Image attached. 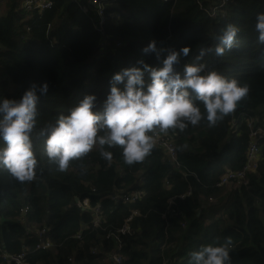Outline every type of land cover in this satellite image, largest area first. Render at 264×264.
Instances as JSON below:
<instances>
[{"label": "trees", "instance_id": "16d2710c", "mask_svg": "<svg viewBox=\"0 0 264 264\" xmlns=\"http://www.w3.org/2000/svg\"><path fill=\"white\" fill-rule=\"evenodd\" d=\"M6 1L7 9L0 15V96L20 98L33 83L47 82L48 91L38 103L33 134L38 161L34 179L21 182L0 166V264H13L2 252L22 251L28 264H98L89 253L91 241L110 251L113 242L101 234L117 228L130 209L139 215L131 221L133 233L123 238V264H163L173 257L174 264H188L192 251L226 238L232 240L231 264H264V146L246 186L227 191L222 202V187H216L225 170L244 164L245 119L264 118V44L257 43L255 29L264 0H227L213 17L205 9L218 0H118L120 20L105 22L103 33L95 26L90 6L82 10L86 0H50V7L31 11L22 8L23 0ZM229 23L240 26L237 43L223 56L209 52L200 62L205 71L216 70L247 84L249 92L239 102L241 107L215 126L202 119L182 132L154 129L173 137L174 161L154 146L143 161L132 165L124 162L120 147L108 148L113 153L109 162L101 157L99 145L71 160L65 171L49 161L40 129L54 124L86 94L95 93L96 110H102L111 76L138 60L161 66L154 53L141 51L150 40L166 50L189 46L188 56L175 65L182 71L201 48H215ZM145 81L150 82L147 73ZM233 118L236 128L230 126ZM3 144L0 141V147ZM114 189L142 193L126 204L108 198ZM187 190L188 195L178 197ZM75 196L100 202L104 229L93 228L87 212L68 207ZM169 197H175V215L168 212ZM26 204L30 209L20 222L19 208ZM43 225L52 247L40 250L27 232ZM81 228L78 240L75 234Z\"/></svg>", "mask_w": 264, "mask_h": 264}, {"label": "clouds", "instance_id": "9594fccd", "mask_svg": "<svg viewBox=\"0 0 264 264\" xmlns=\"http://www.w3.org/2000/svg\"><path fill=\"white\" fill-rule=\"evenodd\" d=\"M257 43L264 44V12L256 15ZM240 26L229 23L219 35L215 48H201L193 62L175 67L181 56H188L189 46L165 49L155 39L142 48L154 53L159 67L143 59L111 76L110 91L102 110H96L95 93L86 94L67 114H60L54 124L40 129L45 137V151L50 162L65 171L69 162L86 155L95 145L103 159L111 162L108 148L120 147L124 162H141L154 148L150 134L154 129L184 131L206 119L208 126L232 113L249 92L247 84L216 71H205L202 58L209 52L223 56L237 43ZM150 82L145 81V74ZM48 83L31 84L20 98L0 96V166L21 182L32 181L38 161L33 150L38 103L47 94ZM203 105L204 111H201ZM107 146V148H105ZM231 238L214 240L191 252L188 264H231Z\"/></svg>", "mask_w": 264, "mask_h": 264}, {"label": "built area", "instance_id": "2783aa9c", "mask_svg": "<svg viewBox=\"0 0 264 264\" xmlns=\"http://www.w3.org/2000/svg\"><path fill=\"white\" fill-rule=\"evenodd\" d=\"M118 0H86L82 10L84 12L88 11L86 8L90 6V10L95 13L96 24L95 26L98 30L103 33V25L107 21L118 22L120 20V13L115 8ZM163 2H168L170 0H160ZM172 1V0H171ZM227 0H218L216 3L208 6V9H205L209 17L216 15L224 5V2ZM22 8L27 11L32 9H44L51 6L50 0H23ZM246 126L248 129V146L245 152V161L241 168L236 170L227 169L225 170L219 179L216 182V187H224L227 185L231 186H246L248 184V174L255 173L258 168L261 148L264 146V118L256 119L254 117H247L245 119ZM230 126L236 128V119L233 118L230 121ZM155 141V146L161 148L164 153L171 160H175V145L174 140L171 135L159 134L157 132L150 133ZM94 192L95 188H91ZM141 191L139 189L128 190L123 192L120 189H114L111 193L108 194V198L114 202L122 201L123 203L129 204L138 200L141 196ZM190 193L187 190L185 193L180 194L178 197L183 198ZM175 197H169L168 202V212L170 214H176L173 206ZM212 200V198H208ZM76 206L81 211H85L89 214L90 223L93 228L104 229L105 226H102L104 223V215L101 210L100 202L91 204L90 198L84 196L82 198L75 196L73 201L69 203L68 207ZM30 207L26 204L19 208L18 220L20 222H25L27 214ZM139 215L137 209H130L127 216L124 217L122 223L112 231L103 232L101 234L102 239H109L113 242V247L110 251H105V249L99 245V241L92 240L89 246V253L96 257L98 264H123L124 255L121 251L124 243V235H130L133 233L131 227V221L135 216ZM161 216L165 218V213H162ZM185 222H181V226L184 227ZM81 230L75 234V238L81 240ZM30 236L35 239V248L40 250L49 249L52 247V241L48 236V227L47 226H37L35 228H30L27 232ZM2 258L9 263L13 264H28L25 260V252L19 253H8L2 252ZM176 257L164 259L163 264H174ZM69 260H71L69 258Z\"/></svg>", "mask_w": 264, "mask_h": 264}, {"label": "rangeland", "instance_id": "374dc122", "mask_svg": "<svg viewBox=\"0 0 264 264\" xmlns=\"http://www.w3.org/2000/svg\"><path fill=\"white\" fill-rule=\"evenodd\" d=\"M6 9H7V1L6 0H0V15L3 14V13H5ZM233 188H235V186L227 185V186L222 187V193H221V195H223V196L222 197H219L220 199L218 198V200L220 202H222L224 200V198H225V195H226L225 193L227 191H230ZM212 202H214V200H212Z\"/></svg>", "mask_w": 264, "mask_h": 264}, {"label": "water", "instance_id": "95a60500", "mask_svg": "<svg viewBox=\"0 0 264 264\" xmlns=\"http://www.w3.org/2000/svg\"><path fill=\"white\" fill-rule=\"evenodd\" d=\"M241 107V104L238 102V106H237V108L236 109H238V108H240Z\"/></svg>", "mask_w": 264, "mask_h": 264}]
</instances>
